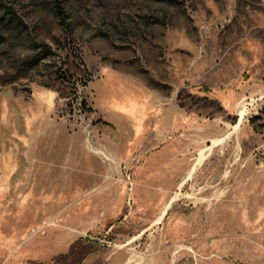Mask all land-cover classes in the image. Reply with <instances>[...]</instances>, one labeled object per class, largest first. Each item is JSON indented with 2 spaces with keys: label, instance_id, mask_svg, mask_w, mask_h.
I'll list each match as a JSON object with an SVG mask.
<instances>
[{
  "label": "rangeland",
  "instance_id": "1",
  "mask_svg": "<svg viewBox=\"0 0 264 264\" xmlns=\"http://www.w3.org/2000/svg\"><path fill=\"white\" fill-rule=\"evenodd\" d=\"M60 1L0 0V264H264V0Z\"/></svg>",
  "mask_w": 264,
  "mask_h": 264
},
{
  "label": "trees",
  "instance_id": "2",
  "mask_svg": "<svg viewBox=\"0 0 264 264\" xmlns=\"http://www.w3.org/2000/svg\"><path fill=\"white\" fill-rule=\"evenodd\" d=\"M56 7L61 19L65 21L66 14L60 0H56ZM83 101L81 102L83 103ZM80 242L81 239L73 242L67 252L59 254L49 264H53L54 262L60 264H80L81 260L88 254V250L84 246H80Z\"/></svg>",
  "mask_w": 264,
  "mask_h": 264
},
{
  "label": "built area",
  "instance_id": "3",
  "mask_svg": "<svg viewBox=\"0 0 264 264\" xmlns=\"http://www.w3.org/2000/svg\"><path fill=\"white\" fill-rule=\"evenodd\" d=\"M89 136H90V134H88V139H89ZM96 148H99V147H96ZM99 149L101 151V154H99V155L103 158V160H105L109 163H116L119 166H121V164L117 163L116 160H114V158L109 153H107L104 149H102V148H99Z\"/></svg>",
  "mask_w": 264,
  "mask_h": 264
},
{
  "label": "crops",
  "instance_id": "4",
  "mask_svg": "<svg viewBox=\"0 0 264 264\" xmlns=\"http://www.w3.org/2000/svg\"><path fill=\"white\" fill-rule=\"evenodd\" d=\"M94 151H95V152H98V153H101V151H100L99 149H95ZM111 156H112V155H111ZM112 157H113V156H112ZM113 158H114V157H113ZM114 160L117 161V159H115V158H114Z\"/></svg>",
  "mask_w": 264,
  "mask_h": 264
}]
</instances>
